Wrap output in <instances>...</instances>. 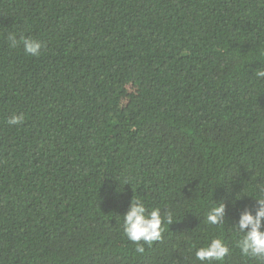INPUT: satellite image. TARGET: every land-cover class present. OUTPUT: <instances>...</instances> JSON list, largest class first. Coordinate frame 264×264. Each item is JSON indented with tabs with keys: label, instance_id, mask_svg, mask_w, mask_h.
<instances>
[{
	"label": "trees",
	"instance_id": "16d2710c",
	"mask_svg": "<svg viewBox=\"0 0 264 264\" xmlns=\"http://www.w3.org/2000/svg\"><path fill=\"white\" fill-rule=\"evenodd\" d=\"M257 68L264 0H0V264H200L213 238L258 264L231 228L264 185ZM133 198L173 213L142 254Z\"/></svg>",
	"mask_w": 264,
	"mask_h": 264
},
{
	"label": "clouds",
	"instance_id": "9594fccd",
	"mask_svg": "<svg viewBox=\"0 0 264 264\" xmlns=\"http://www.w3.org/2000/svg\"><path fill=\"white\" fill-rule=\"evenodd\" d=\"M10 48L22 46L24 52L31 57H38L41 54L43 45L40 41L30 37L17 39L14 33L7 37ZM257 79L264 80V68H257L254 72ZM24 117L19 114H12L7 123L9 126L21 125ZM258 195L253 198V203L245 205L238 211L237 218L232 225L237 239L235 247L245 258H252L258 264H264V185L258 186ZM237 196L232 202L235 207ZM228 204L222 199L216 203L212 200V206L207 210L205 219L211 226L224 225L228 212ZM173 224V213L167 211L161 214L160 208L149 210L140 199H132L126 213L123 215V231L127 239L136 245L135 251L143 253L144 245H151L161 239L164 222ZM230 248L221 238L211 239L205 246L195 251V259L200 264H219L230 254Z\"/></svg>",
	"mask_w": 264,
	"mask_h": 264
}]
</instances>
